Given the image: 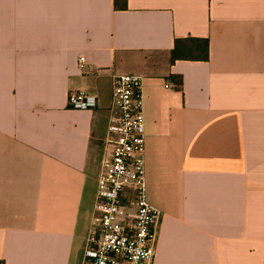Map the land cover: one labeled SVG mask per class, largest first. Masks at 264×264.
Returning <instances> with one entry per match:
<instances>
[{
  "label": "crops",
  "instance_id": "1",
  "mask_svg": "<svg viewBox=\"0 0 264 264\" xmlns=\"http://www.w3.org/2000/svg\"><path fill=\"white\" fill-rule=\"evenodd\" d=\"M187 38L208 59L172 60ZM118 74L144 78L152 264H264V0H0V264H82Z\"/></svg>",
  "mask_w": 264,
  "mask_h": 264
},
{
  "label": "built area",
  "instance_id": "2",
  "mask_svg": "<svg viewBox=\"0 0 264 264\" xmlns=\"http://www.w3.org/2000/svg\"><path fill=\"white\" fill-rule=\"evenodd\" d=\"M92 73L85 57L78 60ZM75 109H94L98 99L85 90L69 95ZM111 121L97 182L95 211L82 264H152L160 212L149 202L145 184L144 78L112 77Z\"/></svg>",
  "mask_w": 264,
  "mask_h": 264
},
{
  "label": "trees",
  "instance_id": "3",
  "mask_svg": "<svg viewBox=\"0 0 264 264\" xmlns=\"http://www.w3.org/2000/svg\"><path fill=\"white\" fill-rule=\"evenodd\" d=\"M209 42L206 39L187 38L176 39L175 47L172 51V60L177 59H208ZM181 85V80H178Z\"/></svg>",
  "mask_w": 264,
  "mask_h": 264
}]
</instances>
